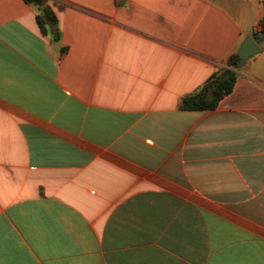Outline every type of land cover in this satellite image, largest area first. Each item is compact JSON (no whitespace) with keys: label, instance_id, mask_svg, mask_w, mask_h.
I'll list each match as a JSON object with an SVG mask.
<instances>
[{"label":"crops","instance_id":"obj_1","mask_svg":"<svg viewBox=\"0 0 264 264\" xmlns=\"http://www.w3.org/2000/svg\"><path fill=\"white\" fill-rule=\"evenodd\" d=\"M0 0V264H264V0ZM59 40H55V33Z\"/></svg>","mask_w":264,"mask_h":264},{"label":"trees","instance_id":"obj_2","mask_svg":"<svg viewBox=\"0 0 264 264\" xmlns=\"http://www.w3.org/2000/svg\"><path fill=\"white\" fill-rule=\"evenodd\" d=\"M29 5L37 7V22L41 32L44 35L49 33L50 25H56L58 18L52 8L48 4V0H24ZM260 35L255 34L257 41L262 40ZM59 33H55V40H59ZM241 59L238 53L233 54L228 60L226 69L216 72L209 78L206 84L196 93L186 96L180 105V108L185 111H208L218 108L221 101L230 95L237 81L238 72L235 68L238 67Z\"/></svg>","mask_w":264,"mask_h":264},{"label":"water","instance_id":"obj_3","mask_svg":"<svg viewBox=\"0 0 264 264\" xmlns=\"http://www.w3.org/2000/svg\"><path fill=\"white\" fill-rule=\"evenodd\" d=\"M262 52L261 47L255 40L254 36L246 38L238 52L239 58L246 61Z\"/></svg>","mask_w":264,"mask_h":264},{"label":"rangeland","instance_id":"obj_4","mask_svg":"<svg viewBox=\"0 0 264 264\" xmlns=\"http://www.w3.org/2000/svg\"><path fill=\"white\" fill-rule=\"evenodd\" d=\"M258 42H261V40H259Z\"/></svg>","mask_w":264,"mask_h":264}]
</instances>
